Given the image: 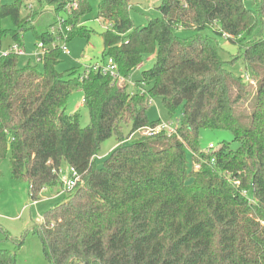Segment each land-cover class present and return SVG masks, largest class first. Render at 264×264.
Here are the masks:
<instances>
[{
    "label": "trees",
    "instance_id": "obj_1",
    "mask_svg": "<svg viewBox=\"0 0 264 264\" xmlns=\"http://www.w3.org/2000/svg\"><path fill=\"white\" fill-rule=\"evenodd\" d=\"M246 1L162 0L160 16L134 32L131 0H99V19L108 27L102 62L113 59L127 80L144 57L156 56L141 77L151 87L132 94L99 72L58 71L59 47L45 54L43 71L19 67L13 47L24 49L27 31L47 47L64 37L90 39L81 23L92 10L89 0H0V44L9 32L12 38L0 58V161L11 150L12 176L29 182L32 202L62 184L63 162L81 176L43 217L52 264H264V0H249L251 9ZM30 2L51 7L59 19L69 10L62 31L50 32L55 21L39 33ZM7 18L15 30L3 29ZM215 27L237 46L231 62L243 61L248 81L226 69L216 38L201 34ZM180 31L194 34L182 39ZM77 91L87 127L66 113ZM154 98L170 115L182 107L176 134L143 132L160 123L148 115ZM123 124L131 125L128 137ZM202 130L230 131L238 148L225 142L206 154ZM113 135L118 146L99 168L95 157ZM187 150L203 158L201 170L190 169ZM0 264H17L16 254L0 250Z\"/></svg>",
    "mask_w": 264,
    "mask_h": 264
},
{
    "label": "rangeland",
    "instance_id": "obj_2",
    "mask_svg": "<svg viewBox=\"0 0 264 264\" xmlns=\"http://www.w3.org/2000/svg\"><path fill=\"white\" fill-rule=\"evenodd\" d=\"M162 0H131V18L134 22V32L139 28L146 26L149 20L160 16L158 7ZM91 11L81 19V23L91 31L90 39L74 38L67 43L70 55L63 54L61 63L58 66V71L66 72L73 68H79L80 71H85L87 67L102 62L103 54V37L107 31V26L102 23L98 16L99 0H89ZM29 12L38 13L32 23L36 25L39 33L47 30L49 25L55 21L57 24L49 28L50 32L55 35L59 33L60 25L67 18V13H62L56 18L51 7L46 5H38L36 2L27 4ZM246 6L251 9V1H246ZM25 8L22 10V15L26 16L29 13ZM56 20H55V19ZM3 29L7 31L15 30V25L10 18L4 19L2 22ZM218 27L208 28L202 31V35L215 37L220 45V54L226 61V69L244 78L248 81L243 61L238 59L231 62L233 58L239 55L238 48L232 44L225 35L221 36L216 33ZM69 31V30H67ZM192 31H180L178 36L182 39H190L193 37ZM67 37H64L66 40ZM24 47L26 55L19 56V67L31 64L39 71H43V61L39 60L37 54L41 53L39 42L32 31H27L24 34ZM60 46H65L63 41H57ZM12 45L10 32L3 38L0 44V58L3 54L9 51ZM239 58H241L239 56ZM156 56H146L143 59L142 67L135 68L127 78L125 84L131 93L138 92L140 87L149 89L151 85L146 86L141 84L142 72L154 66ZM256 83V82H255ZM254 82H251L255 86ZM84 96L82 91L74 92L68 98L66 105V113L76 117L82 127H87L90 124V116L88 109L83 102ZM149 119L151 122L171 123L174 128L180 125L182 115V107H180L173 115L163 106L161 98H154L150 103L148 110ZM131 125H122V131L125 137L130 133ZM234 136L230 131L225 130H202L200 133V148L207 151L209 145H213L215 150L221 148L225 142L231 143L233 150L238 148L236 143H233ZM128 141H126V144ZM118 146V140L115 135L105 141L98 155L95 157L97 167H102L108 155ZM187 160L190 169L194 168L193 152L187 150ZM71 167L68 163L63 162L61 166L62 173L60 181L63 182L68 175ZM190 180L189 182H191ZM63 184L51 188L48 193L43 195L37 202H32L29 193V182L26 179H16L12 176V152L9 150L6 159L0 161V250H8L15 253L17 256V264H52L51 260L44 253L43 241L40 233V227L43 222L44 214L50 209L62 204L65 200Z\"/></svg>",
    "mask_w": 264,
    "mask_h": 264
},
{
    "label": "built area",
    "instance_id": "obj_3",
    "mask_svg": "<svg viewBox=\"0 0 264 264\" xmlns=\"http://www.w3.org/2000/svg\"><path fill=\"white\" fill-rule=\"evenodd\" d=\"M72 9H77L78 5L77 3H73L72 6H70ZM69 7V8H70ZM62 31V27L60 25L59 28V32ZM54 33V32H52ZM61 41V40H60ZM65 44V46H60L59 43L57 44H52L50 45V47L45 46L43 43H39V48L41 49V53H38L37 56L39 58V60H42L43 57L45 56V54L47 52H49L50 49H55L57 47H59L63 54L65 55H70V52L68 50L67 47V43L65 42V40H62ZM13 52L18 55V56H24L26 54L24 49L19 48L18 46L13 47ZM9 53V51L5 54H3L4 56L7 55ZM91 71H95V72H99L104 76H110L116 80H119L121 83H125L127 80H125L124 78H122V76L120 75L119 69H118V65L116 64V62L109 58L107 59L105 62H100L97 64L92 65L91 67H87L86 68V74L90 73ZM135 93H140V94H145L146 93V89L140 87L138 89V92ZM134 94V93H132ZM152 101V99H151ZM150 101V102H151ZM143 132L145 133V135L149 136V137H155L161 134H165L167 136H172L174 134L177 133V128H174V125L171 123H164V122H160L158 125L154 126V127H146L143 129ZM215 150V147L211 144L209 145V148L207 151H204V153L209 154L212 153ZM194 155V154H193ZM194 158H196L197 161L194 162V171H199L201 170L203 164L205 163L203 158H201L199 155H194ZM215 163V160L213 159L212 162L210 163V165H213ZM62 173V171H59V176ZM81 183V176L80 174L71 168V170L69 171L68 175L66 176V178L64 179V181L62 182L63 184V188H64V192L65 193H71L73 192L76 187L78 186V184ZM236 185H239L238 182H236ZM247 192H244V195Z\"/></svg>",
    "mask_w": 264,
    "mask_h": 264
},
{
    "label": "crops",
    "instance_id": "obj_4",
    "mask_svg": "<svg viewBox=\"0 0 264 264\" xmlns=\"http://www.w3.org/2000/svg\"><path fill=\"white\" fill-rule=\"evenodd\" d=\"M10 47H11V45H10ZM10 47H9V50H10ZM24 50H25V52H26V49H25V47H24ZM27 53V52H26ZM26 55V54H25ZM139 67H142V65L141 66H139ZM51 189H46L44 192H43V195H45L46 193H48V191H50ZM42 195V196H43Z\"/></svg>",
    "mask_w": 264,
    "mask_h": 264
}]
</instances>
